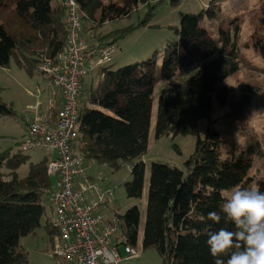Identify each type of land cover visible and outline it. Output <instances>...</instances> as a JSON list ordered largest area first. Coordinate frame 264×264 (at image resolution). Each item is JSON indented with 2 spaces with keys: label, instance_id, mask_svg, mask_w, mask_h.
Listing matches in <instances>:
<instances>
[{
  "label": "trees",
  "instance_id": "trees-1",
  "mask_svg": "<svg viewBox=\"0 0 264 264\" xmlns=\"http://www.w3.org/2000/svg\"><path fill=\"white\" fill-rule=\"evenodd\" d=\"M151 0H77L82 28L92 35L93 47H110L129 30L104 36L93 34L105 23L130 17ZM179 2V0H174ZM228 0H213L199 13L181 14L177 29L179 40L164 50L162 69L156 67L159 52L146 62L114 69L98 68L99 82L81 91L77 148L86 160L118 169L121 162L132 165V180L126 183L128 197L141 199L145 188L144 157L149 149L155 96L159 90L155 137L198 134V123L210 119L214 101L225 106L230 96L227 80L242 68L239 40L242 22L235 16L227 30L221 16ZM19 21L20 28L10 29L1 19L4 14ZM67 8L63 0H0V66L7 67L16 58L22 68L37 70L45 60L57 59L65 50L68 36ZM219 22L215 37H207L202 23ZM253 49L264 62V0L253 15ZM82 32V29H81ZM204 51L197 62L185 65L183 50ZM200 67L191 69L196 64ZM153 68V71H150ZM191 72L186 76L187 71ZM264 72V71H263ZM41 74V73H40ZM180 79L169 88L168 83ZM163 90V92H161ZM253 90V87H250ZM161 92V93H160ZM252 93V92H250ZM252 95L242 97L239 108L251 103ZM60 108L52 111L55 119ZM14 117L13 108L0 97V117ZM219 133L209 129L205 140L198 139L195 154L187 161L188 175L177 167L153 163L147 200V219L143 249L155 250L163 264H214L207 246V234L220 227L233 229L223 220L208 219L210 211H220L224 202L221 189L250 187L252 158L264 156L258 141L247 151L229 152L223 159ZM28 157L10 150L0 151V264H30L22 238L41 228L45 215L43 199L51 193L48 160L30 163L28 175L18 169ZM264 191V181L259 182ZM117 245L136 248L141 213L137 206L119 216ZM51 239L55 238L52 225ZM54 241V240H53ZM124 244V243H123Z\"/></svg>",
  "mask_w": 264,
  "mask_h": 264
},
{
  "label": "rangeland",
  "instance_id": "rangeland-1",
  "mask_svg": "<svg viewBox=\"0 0 264 264\" xmlns=\"http://www.w3.org/2000/svg\"><path fill=\"white\" fill-rule=\"evenodd\" d=\"M213 0H151L148 5L141 6L130 17L105 23L97 27L93 34L121 33L129 30L127 34L114 43L112 65L114 69L129 66L131 64L143 63L152 58L154 53L159 52L156 67L159 72L163 66L164 50L169 45L179 40L177 29L181 23V14L199 13L207 8ZM260 0H228L224 6L223 13L225 23L223 29L227 30L229 23L235 16H239L242 22V34L239 40L242 50V68L239 72L227 80L230 96L225 106L221 107L214 101V112L210 119L198 123V134L188 136H169L162 139L155 137V123L158 111L159 90L155 96L153 109V128L150 134L149 149L144 157L146 166L145 188L141 199L128 197L126 183L132 180V165L121 162L118 169L106 164H99L93 160H86L85 170L90 184L99 188L106 195L99 213L106 222L123 216L126 212L137 206L141 213L139 236V250L144 254L143 264H163L159 254L151 249L144 250L140 244L143 242L144 229L147 219V200L151 178V166L153 163L167 164L179 168L188 175L187 161L195 154L197 142L200 138L205 140L209 129L219 133L221 146L220 151L223 159L229 157V152L240 155L249 148V144L258 141L264 152V62L253 49L252 26L253 15L258 12ZM9 28H20L18 20L12 15L4 14L1 18ZM202 26L207 29V37L217 36L220 27L219 22L205 20ZM92 33L85 29L81 36L89 41ZM110 37V36H109ZM204 51L183 50L185 65L197 62L204 55ZM98 69L90 66L89 74L85 80V90L93 89L99 82ZM153 71V68H150ZM191 72L187 71L186 76ZM253 87V90H250ZM163 92V90H161ZM160 92V93H161ZM252 92V93H250ZM252 95L251 103L239 108L240 101L245 95ZM0 97L13 108L14 117H0V151L10 150L12 153H21L26 142L29 140L28 128L24 117L30 109L40 100L46 107L51 100L57 102L60 92L51 90L47 86L46 78L37 70L29 71L22 68L16 58L11 60L7 67L0 66ZM57 103L55 104V106ZM28 116V115H27ZM28 157L27 163L18 169L20 177L28 175L30 163L45 161L50 154L44 149H34L23 153ZM252 168L250 176L259 187V182L264 181V156L250 155ZM51 192L55 186V180L50 178ZM251 185V186H252ZM112 192V196L109 193ZM96 192L86 195L88 202L96 200ZM45 215L41 221V228L34 233L21 239L20 244L29 255L30 264H64L53 256V238L49 234V226L54 220L50 204V194L43 199ZM118 235V234H117ZM124 262L123 264H133Z\"/></svg>",
  "mask_w": 264,
  "mask_h": 264
},
{
  "label": "built area",
  "instance_id": "built-area-1",
  "mask_svg": "<svg viewBox=\"0 0 264 264\" xmlns=\"http://www.w3.org/2000/svg\"><path fill=\"white\" fill-rule=\"evenodd\" d=\"M67 8L68 36L65 50L55 60H45L38 72L51 88L60 90L62 106L55 119L42 113V101L30 109L26 125L29 140L22 152L44 149L50 155L48 176L55 180L50 193V204L55 232L52 253L64 264H122L133 260L140 253L123 241L116 239L119 220L106 222L99 213L106 199L97 187H93L85 170L86 159L77 148L79 117L83 81L89 74L90 59L101 67L112 61L114 47H93L81 36L82 14L77 0H63ZM194 64L191 69L200 67ZM180 79L170 81L169 88L178 85ZM96 192L97 199L88 202L86 195ZM112 196V192L109 193ZM124 243V244H123Z\"/></svg>",
  "mask_w": 264,
  "mask_h": 264
},
{
  "label": "clouds",
  "instance_id": "clouds-1",
  "mask_svg": "<svg viewBox=\"0 0 264 264\" xmlns=\"http://www.w3.org/2000/svg\"><path fill=\"white\" fill-rule=\"evenodd\" d=\"M220 211H210L208 219L220 227L207 234V246L214 264H264V191L256 186L221 189Z\"/></svg>",
  "mask_w": 264,
  "mask_h": 264
},
{
  "label": "crops",
  "instance_id": "crops-1",
  "mask_svg": "<svg viewBox=\"0 0 264 264\" xmlns=\"http://www.w3.org/2000/svg\"><path fill=\"white\" fill-rule=\"evenodd\" d=\"M94 61H95L94 59H90L91 67L98 69V67L95 66V62H94ZM85 80H86V79H85ZM85 80L83 81L82 90H83V87H84V89H85V87H86ZM46 81H47V86H48L49 89H51V90H55V89H56V88H51V87H49V85H48V80L46 79ZM57 90H58V89H57ZM58 91L60 92V90H58ZM54 99H56V101L51 100V102L48 103L46 107H43L44 105L42 106V113H43L44 115H49V116H51V113H52L53 110H55V109H57V108H60V107L62 106V95H61V92H60V99H59V101L57 102V98H54ZM56 103H57V105L55 106ZM29 114H30V111H29V113L26 114V116L24 117V121H25V123H26V120H27V115H29ZM152 128H153V123H152ZM151 130H152V129H151ZM51 157H55V155H50V158H51ZM47 160H49V158H47ZM114 219H115V218H114ZM139 242H140V236H139L138 246H139ZM140 245H141V247H142V246H143V242H142V244H140ZM22 247H23V246H22ZM52 248H53V246H52ZM135 249H136L137 251H139V253H140L139 257L136 258V259H133V260H128V261H127V260H124V261L122 262V264H123L124 262H134L133 264H143L144 254L141 253V251L139 250L138 247H136Z\"/></svg>",
  "mask_w": 264,
  "mask_h": 264
}]
</instances>
